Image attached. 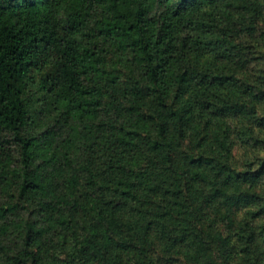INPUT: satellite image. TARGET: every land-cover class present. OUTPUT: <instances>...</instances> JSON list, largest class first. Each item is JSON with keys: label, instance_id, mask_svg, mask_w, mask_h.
I'll use <instances>...</instances> for the list:
<instances>
[{"label": "trees", "instance_id": "1", "mask_svg": "<svg viewBox=\"0 0 264 264\" xmlns=\"http://www.w3.org/2000/svg\"><path fill=\"white\" fill-rule=\"evenodd\" d=\"M0 264H264V0H0Z\"/></svg>", "mask_w": 264, "mask_h": 264}]
</instances>
